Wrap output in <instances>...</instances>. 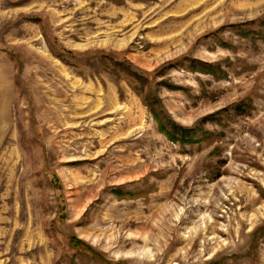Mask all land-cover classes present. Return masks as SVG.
Segmentation results:
<instances>
[{
  "label": "rangeland",
  "instance_id": "rangeland-1",
  "mask_svg": "<svg viewBox=\"0 0 264 264\" xmlns=\"http://www.w3.org/2000/svg\"><path fill=\"white\" fill-rule=\"evenodd\" d=\"M0 264H264V0H0Z\"/></svg>",
  "mask_w": 264,
  "mask_h": 264
},
{
  "label": "trees",
  "instance_id": "trees-1",
  "mask_svg": "<svg viewBox=\"0 0 264 264\" xmlns=\"http://www.w3.org/2000/svg\"><path fill=\"white\" fill-rule=\"evenodd\" d=\"M66 52L69 54L73 53V52L71 53V51H69V50H66ZM85 54L86 53H80L78 55H75L74 57H82ZM64 55L65 54H63V53H58L57 57H59L65 63H68L69 61H67V59H65ZM196 63H199V66H195V67L192 66L191 67L192 71L205 72L206 70H208V67L211 66L210 63L194 59L192 64H196ZM115 65L118 66L119 71H121V72H125L127 70V67L121 62H117V63H115ZM131 76L133 77L132 79L134 82V84H133L134 91L137 94H139L142 102L148 108V110L150 111L152 116L154 117V120L157 123V127H158L159 131L161 133H163L171 141H179L180 140L181 141V142L179 141L180 143L194 142L196 140V139H194V135H195L198 127H196V126H194V127L183 126L179 123H176L172 119H163L161 116H159V114L156 112L155 108L156 107L162 108L161 100L158 98V96L155 93H150L149 91L148 92L145 91V86H146L145 82H146L147 78L145 76L137 73L136 71H134V73H132ZM163 84L167 88H171V89H178L179 88V86L173 85V84L168 83L166 81H163ZM176 133H180L181 136L176 135ZM51 178L54 182H57V178L55 175H52ZM119 195H120V193H119ZM69 243L74 245V246L82 245L84 250L87 253L92 252V249L89 245L85 244L84 242H82L81 240H79L75 237H71L69 240Z\"/></svg>",
  "mask_w": 264,
  "mask_h": 264
}]
</instances>
